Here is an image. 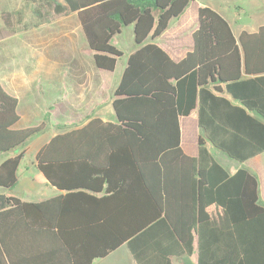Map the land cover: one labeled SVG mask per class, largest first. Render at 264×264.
<instances>
[{"label":"trees","instance_id":"16d2710c","mask_svg":"<svg viewBox=\"0 0 264 264\" xmlns=\"http://www.w3.org/2000/svg\"><path fill=\"white\" fill-rule=\"evenodd\" d=\"M42 1L40 19L46 6L77 12L99 69L115 70L124 52L112 40L127 27L137 49L114 90L116 122L91 118L36 154L51 184L98 193L106 183L105 196L4 197L0 264H92L123 244L137 264H148L150 254L171 264L169 257L194 250L197 264H264L259 181L245 169L231 175L209 149L241 163L264 154V25L237 36L220 12L202 6L193 47L176 61L156 41L195 0ZM18 105L0 84V154L43 130L16 129ZM194 112L201 131L195 158L181 149L180 123ZM24 156L0 164V187L18 185Z\"/></svg>","mask_w":264,"mask_h":264},{"label":"rangeland","instance_id":"374dc122","mask_svg":"<svg viewBox=\"0 0 264 264\" xmlns=\"http://www.w3.org/2000/svg\"><path fill=\"white\" fill-rule=\"evenodd\" d=\"M40 4H43L42 0H0V84L21 98V107L27 115L36 114L31 121L33 126L43 124V130L25 145L28 156L21 170H27L26 167L31 170V153L36 149L33 145L42 147L53 134L81 126L85 122L81 118L83 111L66 110L65 103H60L66 93L71 92L72 82L66 78L69 67L66 54L61 56L58 52L65 50L66 24H74L76 20L70 13L56 14L49 6L43 9L44 17L40 19L35 13ZM198 5L210 6L219 11L230 22L237 36L244 30L258 31L264 25V0H195L181 19L183 25L180 22V28L190 26L179 35L183 44L192 42L191 34L197 26L195 14L192 19V11ZM177 22L176 19L171 21V30L164 37L163 44L173 41L171 37L177 33ZM124 37L127 34L115 36L113 43L125 52L130 46L127 40H122ZM123 63L124 58L120 59L111 78H117ZM76 86L81 89L85 85ZM111 119H114L113 115ZM67 121L70 123L63 127L65 125L62 124ZM212 150L228 157L222 151Z\"/></svg>","mask_w":264,"mask_h":264},{"label":"crops","instance_id":"0c3cea01","mask_svg":"<svg viewBox=\"0 0 264 264\" xmlns=\"http://www.w3.org/2000/svg\"><path fill=\"white\" fill-rule=\"evenodd\" d=\"M194 2H192L191 5ZM200 7L201 5H198V7L192 11L193 12L192 19L194 20V14H195V19L197 24L193 32L198 27V9ZM185 13L179 19H176L178 20L177 30L175 28L177 33L174 35V37H171V40H173L172 42H168L167 45L162 43L164 37L168 35L169 31L171 30V23L169 29L156 41L176 61L181 60L186 55V53L189 50H191L193 47V40L191 44H183V42L179 38V35H181L182 32L186 30V28L188 29L190 27L189 25H186L180 28V22L183 25L181 19L184 17ZM70 16H72L76 20V23L66 24L65 50L64 52L63 51L58 52V54H60L61 56H63V53L66 54L65 59L69 64L68 65L69 67L66 70V78H68L72 82L71 92H67L65 99L61 100L60 103H65L66 110L74 111L75 109L76 110L80 109L81 111H83L84 113L81 116L82 119H85L83 125L86 124L91 118H95V117H98L105 122L108 121L116 122V115L113 109V101L115 99L114 90L117 87L118 83L120 82L122 74L127 66L129 55L137 49V45L134 41L133 28L127 27L121 34L117 35V36H121L127 34V37L122 38V40L123 41L127 40L129 42L130 49H128V51H125L126 52L125 53L122 48H119L117 46L119 49H121L124 52V55L118 58L117 66L114 71H107V70L99 69L96 66L94 62V52L91 51V49L89 48L82 25L79 22L77 12H71ZM123 58H124V63L119 71V74L117 75V78L116 77L111 78L112 77L111 74H113L116 71L120 59ZM81 84L83 86L85 85L81 89L76 86ZM7 91L11 95L17 97L19 100L17 112L20 116V119L16 124L15 128L23 129V128L32 127L33 125L31 121L33 118L36 117V114L27 115L26 112L24 111V108L21 107V98L13 94L9 90ZM33 107L35 108V106ZM112 115L114 116L113 120L111 119ZM67 118H73V116H68ZM68 123L70 122L69 121L64 122V124L62 125H68ZM180 123H181V149L183 150L185 156L195 158L198 156L197 139L201 135V131L197 124V113L194 112L188 117H180ZM55 135L56 134H53L52 137L46 143H48ZM194 136L196 137V139H194ZM25 145L13 152L0 154V164H1L4 160H6L10 156L16 155L23 151L25 152V156L18 169V178H19L18 185L12 190L0 187V206L4 202V197H9V196L17 197L24 202H41L47 199H52L55 197L66 195L68 193H77V192H84L96 196L97 198H102L103 196H105L104 190L107 187L106 183L103 186V191L98 193H95L88 189L63 190L51 184L46 179L44 174L40 170H38L36 166V154L44 145L38 148L35 147V145H33V148L36 149L32 150L33 152L31 153V157H32L30 161L31 170H29L28 167H26L27 170H21L23 162L24 160H26L28 156V152L25 148ZM212 148L215 147L211 143H209V149L214 159L231 175L235 174L240 169H245L250 171L252 174H254L257 177L259 181V204L264 206V154L257 155L256 157L241 163L230 158L229 156L228 157L223 156L219 152L212 150ZM175 168L181 170L182 167L180 166L179 163H177ZM184 191L187 194V198H189L190 190L186 188L184 189ZM185 206L188 207V205L184 204V209H186ZM131 208L132 206H130V209ZM196 256L197 253L196 250H194L192 254L185 253L180 256H171L169 258L171 264H197ZM148 257L150 258V260H147L148 264H162L157 259L156 254H150ZM92 264H137V261L134 255L132 254V252L130 251L128 244H123L120 247H118L116 250L111 252L109 255H107L106 257L96 259Z\"/></svg>","mask_w":264,"mask_h":264}]
</instances>
